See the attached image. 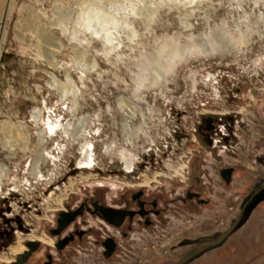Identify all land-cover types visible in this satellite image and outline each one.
I'll use <instances>...</instances> for the list:
<instances>
[{
	"label": "rangeland",
	"instance_id": "374dc122",
	"mask_svg": "<svg viewBox=\"0 0 264 264\" xmlns=\"http://www.w3.org/2000/svg\"><path fill=\"white\" fill-rule=\"evenodd\" d=\"M263 186L264 0H5L0 264H180L244 217L185 264H264ZM138 191L167 223L103 259L91 203Z\"/></svg>",
	"mask_w": 264,
	"mask_h": 264
},
{
	"label": "flooded vegetation",
	"instance_id": "af4514ba",
	"mask_svg": "<svg viewBox=\"0 0 264 264\" xmlns=\"http://www.w3.org/2000/svg\"><path fill=\"white\" fill-rule=\"evenodd\" d=\"M228 180L229 179L227 177H224V181ZM263 193L264 186L258 188L255 194L247 199L242 213L245 212L244 210H249V207L252 206L254 203L255 206L261 203V201H263L261 198ZM167 205L168 202L163 204V202L158 200L157 197H154L153 195L149 196L144 193H139V191L132 193L129 200L120 199V201L118 200V203L115 204H108L104 199L99 200L98 203L92 202L90 205L91 212L95 217H98L99 219L100 234L99 239H97V242L101 248V256L103 257V259H108L113 256L119 246V243L117 241V235L113 231H117L120 237L124 239H129V234L133 231L140 233V230H144L150 237L154 236L156 231H160L156 227L161 228V225H165L167 223V215L165 213V211L167 210ZM196 208L197 204H192L190 202L189 209L195 210ZM82 211V209H77L73 211L66 210L60 213L58 215L59 227L57 231H55V233L57 235H61V230L64 229V227H67L68 225L75 222L76 219L83 213ZM68 218H71L72 220L65 226H62V224ZM109 229L113 230L109 231ZM231 233L225 238L224 241H226V239L231 235ZM150 237L149 240L151 239ZM218 240L208 243L207 245L198 249H195V251L191 252L185 258H189L188 260H186V262L191 260L194 255L202 254L203 251L210 248V246L212 247L217 245L218 247L219 245L224 243L220 242L221 244L214 245V243H216ZM182 242L185 246L187 243L186 238L183 239ZM61 246L63 247L64 244H62ZM200 249L204 250L199 253L198 250ZM186 262H184L183 264H185Z\"/></svg>",
	"mask_w": 264,
	"mask_h": 264
},
{
	"label": "water",
	"instance_id": "95a60500",
	"mask_svg": "<svg viewBox=\"0 0 264 264\" xmlns=\"http://www.w3.org/2000/svg\"><path fill=\"white\" fill-rule=\"evenodd\" d=\"M262 196H264V193L262 194ZM245 218V217H244ZM244 218L239 219L238 221H236V223L214 244H219L220 242H222L231 232H233L244 220ZM72 219L68 218L63 224L62 226H65L67 223H69ZM204 249H200L198 250V252H202ZM187 259H184L180 264H183L184 262H186Z\"/></svg>",
	"mask_w": 264,
	"mask_h": 264
},
{
	"label": "crops",
	"instance_id": "0c3cea01",
	"mask_svg": "<svg viewBox=\"0 0 264 264\" xmlns=\"http://www.w3.org/2000/svg\"><path fill=\"white\" fill-rule=\"evenodd\" d=\"M4 5H5V0H0V17L3 13Z\"/></svg>",
	"mask_w": 264,
	"mask_h": 264
},
{
	"label": "bare ground",
	"instance_id": "6f19581e",
	"mask_svg": "<svg viewBox=\"0 0 264 264\" xmlns=\"http://www.w3.org/2000/svg\"><path fill=\"white\" fill-rule=\"evenodd\" d=\"M36 168H38V167H36ZM36 170V169H35ZM38 170V169H37Z\"/></svg>",
	"mask_w": 264,
	"mask_h": 264
}]
</instances>
